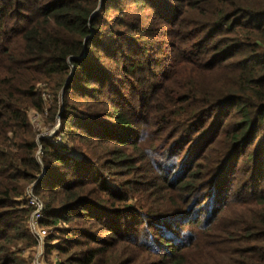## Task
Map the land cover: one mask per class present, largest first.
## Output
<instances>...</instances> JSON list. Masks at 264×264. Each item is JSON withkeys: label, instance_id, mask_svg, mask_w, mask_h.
<instances>
[{"label": "trees", "instance_id": "16d2710c", "mask_svg": "<svg viewBox=\"0 0 264 264\" xmlns=\"http://www.w3.org/2000/svg\"><path fill=\"white\" fill-rule=\"evenodd\" d=\"M29 186L48 264H264V0H0V264Z\"/></svg>", "mask_w": 264, "mask_h": 264}, {"label": "rangeland", "instance_id": "374dc122", "mask_svg": "<svg viewBox=\"0 0 264 264\" xmlns=\"http://www.w3.org/2000/svg\"><path fill=\"white\" fill-rule=\"evenodd\" d=\"M39 89H40L42 100L44 102V111L42 113H36L35 111H30L29 115H28L30 123H31L34 131L37 133L39 138H49V139L53 138L56 141L62 140V135L57 134L58 130L60 128V125H59L58 129L56 128L57 120H56V123L52 127H51L50 123L47 122V120H46L48 118V114H49L48 109H49V107L52 106V102H53L52 96H50V93L47 91V89L45 88L44 85H39ZM47 230H48V233L51 231L50 228H48ZM28 231L30 232L29 228H28ZM30 234L33 235L31 232H30ZM32 252H33L32 264H34V260L38 254H42V264H48V261H53L55 263V260L57 258L55 253H52L49 256V258H47L48 261L46 260L45 254H44L45 253V243H44L42 253H41L40 248L38 247V244H36V246L33 248ZM40 261H41V259H40Z\"/></svg>", "mask_w": 264, "mask_h": 264}, {"label": "built area", "instance_id": "2783aa9c", "mask_svg": "<svg viewBox=\"0 0 264 264\" xmlns=\"http://www.w3.org/2000/svg\"><path fill=\"white\" fill-rule=\"evenodd\" d=\"M60 141V140H57ZM24 204L25 207L31 209L30 221L28 223V228L30 232L37 239L38 247L43 250L45 238L48 235V230L41 226V220L43 217V204L40 200L35 197L32 193V188L29 186L24 192ZM41 259V261H40ZM34 264H42V254H38L34 260Z\"/></svg>", "mask_w": 264, "mask_h": 264}, {"label": "water", "instance_id": "95a60500", "mask_svg": "<svg viewBox=\"0 0 264 264\" xmlns=\"http://www.w3.org/2000/svg\"><path fill=\"white\" fill-rule=\"evenodd\" d=\"M59 115L57 116L56 120H57V125H56V128L58 129L59 128V125H60V120H59Z\"/></svg>", "mask_w": 264, "mask_h": 264}]
</instances>
